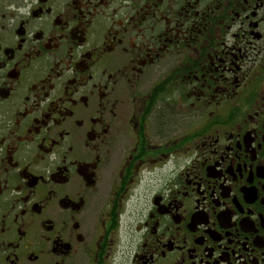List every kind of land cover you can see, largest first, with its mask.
<instances>
[{
  "label": "flooded vegetation",
  "instance_id": "1",
  "mask_svg": "<svg viewBox=\"0 0 264 264\" xmlns=\"http://www.w3.org/2000/svg\"><path fill=\"white\" fill-rule=\"evenodd\" d=\"M0 264H264V0H0Z\"/></svg>",
  "mask_w": 264,
  "mask_h": 264
}]
</instances>
